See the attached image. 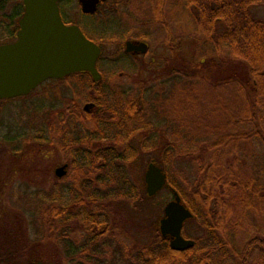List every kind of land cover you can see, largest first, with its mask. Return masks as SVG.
<instances>
[{"label": "trees", "instance_id": "trees-1", "mask_svg": "<svg viewBox=\"0 0 264 264\" xmlns=\"http://www.w3.org/2000/svg\"><path fill=\"white\" fill-rule=\"evenodd\" d=\"M159 1L161 6L178 8L185 23L175 18L168 23L156 21L158 44L167 50V56L160 60L164 67L122 68L113 73L130 79L124 96L112 91L102 96L117 123L98 124L95 130L79 127L72 142L74 149L66 139L60 145L57 108H65L70 99L55 92V98L34 109L49 118L47 132L42 123L34 135L23 132L13 139L60 149L79 188L90 189L92 183L108 186L118 176L126 177V167L133 164L135 160L130 159L137 153L131 141L143 134L139 151L157 153L156 159L149 161L162 168L168 185L181 195L193 215L190 222H195L201 233L195 237L185 233L184 237L195 243L179 252L171 250L159 236L157 256H153L151 246L145 247L136 262L264 264V20L251 13L253 6H264V0ZM113 7L118 13L119 7ZM23 12L21 0H0V29L8 22L5 33H0V45L5 44L1 39L15 41ZM184 40L190 42L191 57L180 61V42ZM110 57L114 55L103 51L101 59ZM173 62L177 67L169 68ZM140 75L143 77L137 80ZM175 163H183L189 173L180 179L174 177L171 168ZM118 198L129 197L82 194L61 207L59 197L53 195L48 205L41 198L39 212L50 232L57 230L56 224L70 232L73 217H66L61 224L60 210L68 213L76 207L84 210L79 213L84 228L93 224V228L107 229L105 207ZM0 235V253L4 251L6 257L12 248L16 262L52 264L37 256L36 248L27 247V237L18 230L12 234L2 230ZM90 243L76 249L65 240L66 263L107 264L98 244ZM87 249L93 252L91 261L88 256L78 259L77 255ZM4 263H9L8 258L0 259V264Z\"/></svg>", "mask_w": 264, "mask_h": 264}, {"label": "flooded vegetation", "instance_id": "flooded-vegetation-1", "mask_svg": "<svg viewBox=\"0 0 264 264\" xmlns=\"http://www.w3.org/2000/svg\"><path fill=\"white\" fill-rule=\"evenodd\" d=\"M158 2L159 0H137V1L136 0H105V1H100L98 3L97 9L94 13L86 14L81 11V5L79 3V0L58 1L57 6L59 10V15L64 25L78 27L80 31L83 33V35L88 40L93 42L97 47H99L101 51L100 56L95 64L96 70L100 75L99 81L97 82L93 81L91 75L87 72H80V73H74L68 75L61 79L46 80L36 88L38 89L41 86L52 85L50 89L45 91L46 93L53 88H55L56 90L57 87L59 86L57 90L58 94L67 95L70 99L68 105L65 108L64 107L57 108L56 121H57V130H58V141L60 145H63L64 144L63 141H65L66 139L68 141L69 148L71 147L74 149V145L72 144V142L76 139V135L79 130V127L85 130H95L98 124L104 125V124H112L118 122L115 117L110 115L109 111L107 112L108 104L106 103L105 99H103L102 97L104 96V94L106 95L110 91L116 92L120 96L125 95L126 90L129 87L130 79L122 76L120 73L119 76L113 75V73H116L117 69L146 68V67H156L159 65H164V63L158 61L157 58L155 59L154 57H148V54L151 53L150 49L157 47L159 45L158 44L159 24L156 22L157 20L155 13V11H158V7H159ZM114 5L118 6L119 8H122L123 10L125 9L123 11V19L127 22V26L119 32L116 31V34H119L118 37L120 38L116 37V34L114 33L110 34L111 31L109 30V23L110 20L112 19L111 11L113 10ZM70 6L75 8L76 11H78L79 13L78 17H73L70 14L66 13L65 9ZM152 12L153 15H151ZM149 14L151 16H149ZM143 16L145 17L144 19ZM144 20L147 23L155 22L154 24L158 26L157 28H155V30H157L156 34L149 33L150 32L149 30H151L152 28L154 29V27L150 25L148 26L145 25ZM86 27L90 28L91 30L90 34L86 31ZM107 33L109 34V36L107 35ZM112 36H115V38L114 37L112 38ZM118 40H120V42H118ZM126 43H131L133 46L139 43H145L147 45V50L145 53L135 52V51L128 52L126 50L127 49ZM152 43L155 45L151 46ZM103 51L108 53H110L109 51H111L112 53L114 52L113 53L114 57L101 59ZM75 74L77 76H73ZM80 74H85V76L81 77ZM35 90H33L32 92H34ZM61 104L62 103H60L59 100L58 105L60 106ZM44 115L46 118L47 117L46 114ZM79 119L80 120L82 119L83 122L82 124H79L78 121ZM47 121L48 118H46V122L44 121L45 131L47 126ZM137 141L138 142H136V144H139L140 139L138 138ZM131 147L136 152L139 151L138 146L133 147L131 145ZM54 149L58 150V148H54ZM58 152L64 156V160H67L63 151L59 149ZM138 154L139 152L136 153L135 158H132L130 160H135V161L138 160L137 159ZM105 159H109V158H105ZM64 160L61 162V164L58 167L66 166L65 174L61 175L60 177H57L55 174V170L58 167L55 168L54 170V176L56 178V182H60L65 178H67L69 175H72L69 172L68 163H66ZM92 160H103V159L94 158ZM135 161L133 162V164L135 163ZM150 163L153 162H149L148 164ZM130 166L126 167V170H128V172L125 174L126 177L122 178L123 177L122 176L121 178H119L118 176L115 180H113V183L111 185L106 186L102 183L100 184L92 183L91 185L92 188L80 189L79 184H77V182L75 181L72 183L73 185L71 184L69 186V188L67 189V191H65V193H63L64 189L62 190V192L61 191L59 192V195L57 196L60 199L59 202L61 203L60 204L61 207L63 206L62 205L63 203L68 201L71 202V200H73L74 197L82 194L99 193V194H107L112 196L129 197L128 199H122V198L113 199L111 200V205L105 207L106 215L109 218V227L107 229H103V228L96 229V227L93 228V224L89 225L88 229L84 228L80 223V217H79V213L80 212L83 213L84 210L81 211L80 207H76L75 209L72 208V210H70L68 213H65L60 210L61 214L59 216V222L61 224L64 222L66 217L67 218L70 216L73 217L71 222V227H69L70 232L66 231L67 229L65 226L60 225L59 227L60 230L59 232H57L58 234L56 235V239L61 244L63 251H64V241L68 240L74 245L76 249H81V247L84 244H88L90 242L93 245L98 244L100 250L103 251L102 256L107 264H110L109 259L111 254H116V253L119 256L126 254L127 257H129L131 259V262L133 263V261L138 258L137 257L138 254H143L142 252L143 248L150 246L153 249V256L155 257L157 256L158 239L159 236L161 237L160 220L163 217V213H162V217L157 216L155 220L151 222L150 225L148 224L149 225L148 227L144 228L143 221L145 220L146 211L147 212L150 211V207L147 204L152 203L153 200L157 198V196L163 191H168L170 198L166 202L165 204L166 206L167 203L173 200L172 190L174 191L176 190L170 187L167 181V186L164 187L161 191H159L153 196H148L145 188V181L143 187H139L138 185L133 183L130 176V169H129ZM68 173L70 174L68 175ZM90 175L91 176L89 177L91 178L96 177L94 174L93 175L90 174ZM53 195H55V193H53ZM178 195L181 200L180 201L181 205H183L185 209L189 210L186 207L184 201L182 200L181 195L179 193ZM93 208H90V211H92ZM120 209L122 211H120ZM119 211L120 214H124V215L126 213L127 215L128 213L130 215L131 213L132 217L135 218L136 221L135 222L129 220L128 222L127 220L126 224L128 228L126 227L125 231H123V229H121L119 226V224L123 226V224L120 222V217H118ZM190 221L191 219L183 223L181 235L184 239H190L184 237L185 232L183 231L184 225ZM75 232H81L85 236L83 238V242L75 243V239L73 236ZM163 239L167 241L169 246L170 238L167 236ZM121 248L123 249V254L119 253L118 249ZM92 253L93 252L91 250L87 249L86 252H82L81 254H78L77 258L81 259V256L83 260L85 256H88L90 258V255ZM90 261L91 258L89 259V262Z\"/></svg>", "mask_w": 264, "mask_h": 264}, {"label": "rangeland", "instance_id": "rangeland-1", "mask_svg": "<svg viewBox=\"0 0 264 264\" xmlns=\"http://www.w3.org/2000/svg\"><path fill=\"white\" fill-rule=\"evenodd\" d=\"M161 2L162 1L158 2V11H155L156 20L168 23L175 18L177 22L183 23V15H178V8L174 9L172 6H164L163 4V6H161ZM10 8L11 7L9 5L7 8L8 12L10 11ZM65 10L66 13L73 17L79 16L78 11L71 6L67 7ZM124 10L119 8L118 13L111 11L112 19L109 23V30L111 33L116 34V31L119 32L127 26V22L123 19ZM251 13L254 18L264 20V6H253L251 8ZM151 15H153V12ZM144 18L145 17L143 16V19ZM7 24L8 22H4L2 28L0 29L1 34L5 33V26H7ZM152 26L154 29L152 28L149 30V33L156 34L157 30H155V28L158 26ZM86 31L90 34L91 30L89 27H86ZM118 35L119 34H116V37H118ZM1 40V43H6L7 41L6 39ZM118 42H120V40H118ZM154 45L155 44L152 43L151 46ZM180 46L181 49L178 53V60L181 61L183 59H190V42L188 40L181 41ZM109 52L110 53L106 52V55L108 54V56H113L114 52ZM150 52L151 53L148 54V57L157 58L158 61L167 56L166 48L161 45L151 48ZM173 65L177 67L175 62L169 64L168 66L170 68V66ZM162 66L163 65H160V67ZM234 68L237 72V67ZM165 72H167V70ZM142 77L143 75H140L137 80ZM51 87L52 85L41 86L29 95L0 100V231L6 230L7 234H12V232L14 233L18 230V233L21 234V236L27 237V242L29 243L27 247L37 249V256L51 262L52 264H67L65 252L63 251L61 244L56 239L60 226L56 224V231L50 232L49 229L46 230L43 225V217L40 216L39 205L41 198L45 201L44 204L48 205L51 202L53 193L57 196L63 189V193H65L69 186L75 182V174L69 175L70 173H68L69 176L67 178L60 182H56L54 170L64 160V156L59 153L57 149L49 148L47 146L40 147L34 143L29 144L28 141L25 143L20 139H13L14 137H20L18 135L23 134V132H30L34 135L37 130L40 129L39 127L45 124V115L36 114L34 109H38L39 107L45 105L48 98H55L53 95L57 92L59 86L56 90L53 88L45 93V91ZM59 95L61 96V94ZM138 138L141 141V139L144 138L143 134L138 135L137 139ZM137 139L135 138L132 140L133 142H131V145L133 147L138 146L139 148V144H136V142L139 141H137ZM137 152H139L137 158L138 160L130 166V176L133 183L139 187H143L144 174L147 165L150 162L149 160L156 159L157 153ZM171 172L174 177L179 179L185 177V175L189 173L187 167L183 165V163H175V165L171 168ZM169 198V192L163 191L153 200L152 203L147 204L150 207V211H146L145 220L143 221L144 228L148 227L157 216L162 217L163 208ZM120 211L122 210L120 209ZM120 211L118 212V217H120V222L123 226L121 224H119V226L123 229V231H125L126 227L128 228L126 224L127 220L128 222L129 220L135 221V218L132 217L131 213L130 215L129 213L128 215L127 213L124 215L120 214ZM183 231L191 237H195L201 233L200 227L195 222H187L184 225ZM1 236L3 235H0V238ZM48 236H51V239H49ZM73 236L75 243L83 242V238L85 237L81 232H75ZM23 248L24 245L21 246L22 250ZM122 248L118 249L121 254H123ZM9 252L10 253L7 257L4 255V251L1 252L2 254L0 253V259L6 260V258H8V264H21V261L16 262V260H14L12 248ZM109 263L139 264L136 260L132 263L131 259L127 257L126 254L119 256L117 253L111 254Z\"/></svg>", "mask_w": 264, "mask_h": 264}, {"label": "water", "instance_id": "water-1", "mask_svg": "<svg viewBox=\"0 0 264 264\" xmlns=\"http://www.w3.org/2000/svg\"><path fill=\"white\" fill-rule=\"evenodd\" d=\"M24 12L18 21L15 41L0 45V100L26 96L49 79L87 72L93 81L100 80L95 64L100 49L88 40L76 26H66L61 20L59 0H21ZM100 1L79 0L83 13H94ZM127 51L145 53L147 45L126 43ZM66 166L55 170L57 177L65 174ZM148 196L167 186V176L154 163L148 164L144 175ZM173 200L163 209L160 220L161 237H169L173 251H184L194 241L181 235L183 223L193 218L172 190Z\"/></svg>", "mask_w": 264, "mask_h": 264}]
</instances>
